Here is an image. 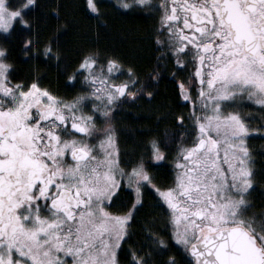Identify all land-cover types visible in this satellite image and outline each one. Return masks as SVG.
Returning a JSON list of instances; mask_svg holds the SVG:
<instances>
[{"label":"snow or ice","instance_id":"6c2138e0","mask_svg":"<svg viewBox=\"0 0 264 264\" xmlns=\"http://www.w3.org/2000/svg\"><path fill=\"white\" fill-rule=\"evenodd\" d=\"M35 3L0 0V31L10 35L23 25L31 33L22 41L25 55L37 54L39 44L37 21L25 19ZM86 4L99 13L96 0ZM120 5L156 7L163 39L155 43L176 66L193 65L189 87L179 83L191 100V81H198L191 142L177 146L173 180L158 187L150 165L166 160L167 142L150 139L147 162L143 154L122 160L111 123L125 101L153 96L133 68L116 82L118 58L83 53L67 79L82 77L89 91L67 99L36 79L14 80L10 50L0 45V264H122L121 255L128 264H180L167 255L172 247L187 264H264V203L257 208L250 199L257 181L248 143L264 118L253 127L239 109L251 102L264 113V0ZM52 47L45 44L43 54L59 60ZM185 119L177 117L182 126ZM149 187L171 230L166 239L146 219L133 247L132 225ZM129 190L130 203L118 205Z\"/></svg>","mask_w":264,"mask_h":264},{"label":"trees","instance_id":"16d2710c","mask_svg":"<svg viewBox=\"0 0 264 264\" xmlns=\"http://www.w3.org/2000/svg\"><path fill=\"white\" fill-rule=\"evenodd\" d=\"M25 19L37 21L33 29L39 33L37 54L30 52L25 55L22 41L31 34L25 26L20 25L10 35L0 32V45L9 48L10 62L15 68L12 78L25 83L36 79L42 87L67 99L89 90L82 77H77L76 81L67 79L78 58L88 51H97L101 57L118 58L125 69L132 66L145 79L151 77L150 71H154L151 67L158 64L156 20L150 13L124 10L116 3L113 6L108 2L99 7V13H95L87 7L86 0H36L35 5L25 11ZM49 42L53 44L52 53H60L59 60L55 55L46 57L43 54L44 45ZM166 79L163 78L162 83L165 82L161 83L159 94L151 103L131 112V102L127 100L119 105L114 120L122 160L133 161L141 154L147 160L148 141L153 137L167 142L168 147L164 149L166 160L150 165L154 182L161 188L170 185L173 180L177 146L190 143L193 137L191 119H185L183 126L177 121L179 112L184 113L185 106L177 103L176 89ZM181 134L184 140H181ZM122 166L127 167L126 164ZM148 189H145L144 207L139 210L132 225L134 231L128 244L133 247L137 241L143 240L146 219H154L155 223L151 226L166 239L170 231L168 216L156 205V194ZM132 198V192L126 191L117 204H129ZM167 255H176L180 264H187L173 248ZM121 260L122 264H128L125 255H121Z\"/></svg>","mask_w":264,"mask_h":264},{"label":"flooded vegetation","instance_id":"af4514ba","mask_svg":"<svg viewBox=\"0 0 264 264\" xmlns=\"http://www.w3.org/2000/svg\"><path fill=\"white\" fill-rule=\"evenodd\" d=\"M152 4L155 5L157 3V0H151ZM104 2H108L109 4L114 6V1L113 0H96L98 9L101 5H103ZM117 6V5H116ZM96 13V12H95ZM150 15L154 17L156 20V33L155 36L160 35L161 38L163 39V33L157 32V29L159 28V16H160V11L156 8L153 7V10L151 11ZM158 52V53H157ZM156 52V60L158 62L157 65H153V72L150 71L151 77L149 79H145L144 77H141L140 75L137 76L141 81H143L147 87L144 89L145 92H152L153 96L151 98L143 95L142 93L139 94V98L135 100H130L131 102V112L133 109L142 107L143 104H149L154 100V97H156L159 94V88L161 87V83L163 81V78L166 77L167 81H170L176 89L177 95H178V101L177 103L181 106H185L184 113L181 111L179 112L178 116H184L186 119H190V112L192 111V105L194 102H196L197 99V93H198V81L196 79H193L191 81V87L189 88V91L191 93V100H185L183 97L180 95V89H179V83L183 82L185 84V87H189V81L187 77L191 75V73L194 71L193 65L188 64L186 68H182L176 66L175 60L171 55H166V49L162 48L161 46L158 45ZM122 65V64H121ZM132 68V66H131ZM150 69V68H149ZM120 73L116 74L113 76V79L116 82H120L123 80L128 79V73H127V68L122 65L120 69ZM153 77H156V79H153ZM163 77V78H162ZM165 82V81H164ZM163 82V83H164ZM162 83V84H163ZM239 109L247 114L250 117L249 121H253L258 119L263 113L261 112V109L256 106L253 107L251 102L244 103L243 105L239 106ZM197 112H199V107L197 106ZM139 111V110H138ZM116 113V111H115ZM132 114V113H131ZM177 116V117H178ZM115 120V115L111 123L115 126L114 123ZM116 129V127H115ZM263 129L260 132H256L250 136V139L248 141L249 147L252 151L253 158H254V168H255V178H256V185L251 191V196L250 199L255 203L257 208L260 207L262 203H264V132H262ZM117 134V130H116ZM117 143L120 149L119 145V137L117 134ZM148 161V158L146 162ZM163 162V161H161ZM161 162H154V164H160Z\"/></svg>","mask_w":264,"mask_h":264},{"label":"rangeland","instance_id":"374dc122","mask_svg":"<svg viewBox=\"0 0 264 264\" xmlns=\"http://www.w3.org/2000/svg\"><path fill=\"white\" fill-rule=\"evenodd\" d=\"M113 1H114V3H116V5H117L119 8L124 9V8H122L121 5H120V0H113ZM151 3H152V1H151ZM124 10H132V11L139 12V13H151V11L153 10V7H136V8H133V9H124ZM0 32H2V31H0ZM2 33H3V32H2ZM120 72H121V71L119 70L118 72H116V73L114 74V76H115L116 74H119ZM88 91H89V90H88ZM261 118H264V113H263L258 119L253 120V121H249V123H250L253 127H257V126H259V124H260ZM97 123H98V124H102L103 121H102V120H98ZM262 132H264V129H263ZM90 142L95 143V141H90ZM145 189H146V188H145ZM147 189H148V188H147ZM149 189L155 194L154 190H152L150 187H149ZM149 189H148V190H149ZM150 190H149V192H150ZM130 191H131V190H130ZM131 192H132V191H131ZM132 195H134L133 192H132ZM151 195H152V194H151ZM154 200L156 201V205L158 206L157 196H155V199H154ZM162 210H163V213H164L166 216H168L166 210L163 209V208H162ZM170 230H171V229H170ZM172 248H173L174 250H176V252H177L179 255H181L180 252L178 251V249H177L176 247H172ZM181 256H182V255H181ZM182 260H183V261L185 260L183 256H182ZM185 263H187V261H186Z\"/></svg>","mask_w":264,"mask_h":264}]
</instances>
